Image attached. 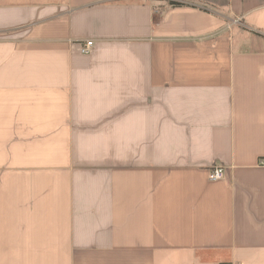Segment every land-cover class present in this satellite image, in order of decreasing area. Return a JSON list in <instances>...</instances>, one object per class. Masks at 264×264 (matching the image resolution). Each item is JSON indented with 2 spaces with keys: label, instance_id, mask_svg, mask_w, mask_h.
<instances>
[{
  "label": "crops",
  "instance_id": "1",
  "mask_svg": "<svg viewBox=\"0 0 264 264\" xmlns=\"http://www.w3.org/2000/svg\"><path fill=\"white\" fill-rule=\"evenodd\" d=\"M263 160L264 0H0V264H264Z\"/></svg>",
  "mask_w": 264,
  "mask_h": 264
},
{
  "label": "built area",
  "instance_id": "2",
  "mask_svg": "<svg viewBox=\"0 0 264 264\" xmlns=\"http://www.w3.org/2000/svg\"><path fill=\"white\" fill-rule=\"evenodd\" d=\"M93 45V42H87L85 48L83 49L84 53H89L90 49ZM262 166H264V160L260 163ZM224 177V169L222 167H215L209 172L208 179L211 182H216Z\"/></svg>",
  "mask_w": 264,
  "mask_h": 264
},
{
  "label": "trees",
  "instance_id": "3",
  "mask_svg": "<svg viewBox=\"0 0 264 264\" xmlns=\"http://www.w3.org/2000/svg\"><path fill=\"white\" fill-rule=\"evenodd\" d=\"M169 5H170L171 7H179V6H183L184 4L179 3V2H176V1H171V2L169 3Z\"/></svg>",
  "mask_w": 264,
  "mask_h": 264
}]
</instances>
